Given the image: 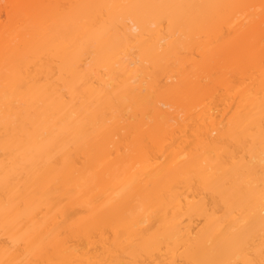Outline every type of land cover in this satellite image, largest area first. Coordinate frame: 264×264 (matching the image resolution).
Returning a JSON list of instances; mask_svg holds the SVG:
<instances>
[{"label": "bare ground", "instance_id": "6f19581e", "mask_svg": "<svg viewBox=\"0 0 264 264\" xmlns=\"http://www.w3.org/2000/svg\"><path fill=\"white\" fill-rule=\"evenodd\" d=\"M0 264H264V0H7Z\"/></svg>", "mask_w": 264, "mask_h": 264}, {"label": "rangeland", "instance_id": "374dc122", "mask_svg": "<svg viewBox=\"0 0 264 264\" xmlns=\"http://www.w3.org/2000/svg\"><path fill=\"white\" fill-rule=\"evenodd\" d=\"M7 0H0V22L4 21L5 19V9H6V3Z\"/></svg>", "mask_w": 264, "mask_h": 264}]
</instances>
